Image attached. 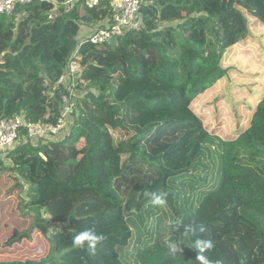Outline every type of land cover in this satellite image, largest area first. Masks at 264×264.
Returning a JSON list of instances; mask_svg holds the SVG:
<instances>
[{
    "label": "trees",
    "instance_id": "16d2710c",
    "mask_svg": "<svg viewBox=\"0 0 264 264\" xmlns=\"http://www.w3.org/2000/svg\"><path fill=\"white\" fill-rule=\"evenodd\" d=\"M53 9L33 2L0 15V119L54 124L65 92L55 84L75 49L87 91L64 140L0 158V177L14 172L35 211L26 232L0 235V264H199L196 239L214 242L211 264H264V92L249 127L223 146L218 186L202 198L171 186L197 170L209 138L191 102L226 75L222 56L248 36V16L264 24V0H147L142 28L102 46L77 36L113 15L107 1L89 9L77 0L49 18ZM121 131L128 138L115 140ZM145 190L167 193L175 222L163 233L148 227ZM135 219L148 236L128 256ZM87 228L104 236L95 255L72 243Z\"/></svg>",
    "mask_w": 264,
    "mask_h": 264
},
{
    "label": "rangeland",
    "instance_id": "374dc122",
    "mask_svg": "<svg viewBox=\"0 0 264 264\" xmlns=\"http://www.w3.org/2000/svg\"><path fill=\"white\" fill-rule=\"evenodd\" d=\"M56 15L58 12L53 17ZM262 38L264 39L263 35ZM115 64L122 62L113 60L112 65ZM221 67L226 71V75L195 97L190 105L209 136L195 161L197 170H192L187 177L171 181V186L176 191L192 198H202L218 186L223 167L224 144L233 141L249 127L252 113L264 92V42L260 43L255 37L249 36L247 40L233 45L223 54ZM112 134L118 141L128 138L124 131ZM81 145V141L76 144L77 147ZM14 176V172L6 171L0 177V235L4 231L8 232L4 235L26 232L31 226L35 212L34 209L26 211L28 201L25 190L20 191L15 185ZM152 206L153 215L147 220L148 227L163 233L164 228L175 222L173 210L167 204ZM43 219L46 220L50 233L51 225L53 226L49 221L50 217L44 214ZM134 223L135 227L125 247L128 256L133 255L148 236L145 234L142 238V234L147 232L146 223H142V219H135ZM160 235L167 236L166 233ZM33 258L38 259L39 256L35 255ZM133 263L131 259L122 264Z\"/></svg>",
    "mask_w": 264,
    "mask_h": 264
},
{
    "label": "built area",
    "instance_id": "2783aa9c",
    "mask_svg": "<svg viewBox=\"0 0 264 264\" xmlns=\"http://www.w3.org/2000/svg\"><path fill=\"white\" fill-rule=\"evenodd\" d=\"M105 1L109 3L113 15L101 21L105 23L93 28L92 33L86 36L85 39L92 46L108 45L126 33L139 31L142 28L140 9L147 0ZM33 2L53 4L54 9L49 13V18L56 14L57 7L63 6L68 9L73 4V0H67L62 4L56 0H0V15L11 16L17 7ZM100 2L101 0H83L84 5L89 9L96 7ZM77 41L78 44L81 42ZM80 61L75 49L63 74L56 81L55 85L63 87L65 92L60 93V116L54 124L43 121L33 122L18 113L0 119V158H4L19 144H44L56 139L62 141L68 136L70 132L68 126H72V122L78 118V100L87 93L85 89H79L82 85L83 71Z\"/></svg>",
    "mask_w": 264,
    "mask_h": 264
},
{
    "label": "clouds",
    "instance_id": "9594fccd",
    "mask_svg": "<svg viewBox=\"0 0 264 264\" xmlns=\"http://www.w3.org/2000/svg\"><path fill=\"white\" fill-rule=\"evenodd\" d=\"M143 194L154 206H163L167 203V193L165 192L145 190ZM200 231L203 232L204 228L201 227ZM103 239V234L97 232L95 228H87L75 235L72 243L74 247L87 248L91 254L95 255L96 245ZM213 247L214 242L210 239H196L194 241L193 248L197 251L196 260L199 261V264H211L204 253L210 251ZM174 250L175 249H173V251ZM216 264H221V262L216 261Z\"/></svg>",
    "mask_w": 264,
    "mask_h": 264
},
{
    "label": "crops",
    "instance_id": "0c3cea01",
    "mask_svg": "<svg viewBox=\"0 0 264 264\" xmlns=\"http://www.w3.org/2000/svg\"><path fill=\"white\" fill-rule=\"evenodd\" d=\"M77 0H73V4L76 2ZM248 21H249V33H248V37L249 36H253L255 37L258 42L260 43H263L264 42V39L262 38V35L264 36V24L260 23L258 20L254 19V18H251V17H248ZM105 22H98L97 24L95 25H92V26H82V32L80 31L78 33V40L79 41H82L86 38L87 34H91L92 33V29L93 28H98L100 26H102ZM252 26H254L253 28H251ZM246 37L244 40H247ZM234 49V48H233ZM70 125V124H69ZM69 128V131L71 129V125L68 126Z\"/></svg>",
    "mask_w": 264,
    "mask_h": 264
}]
</instances>
